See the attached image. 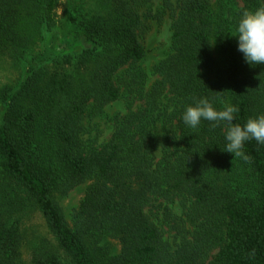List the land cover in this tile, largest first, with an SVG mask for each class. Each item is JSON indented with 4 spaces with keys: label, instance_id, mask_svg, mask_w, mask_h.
Instances as JSON below:
<instances>
[{
    "label": "trees",
    "instance_id": "16d2710c",
    "mask_svg": "<svg viewBox=\"0 0 264 264\" xmlns=\"http://www.w3.org/2000/svg\"><path fill=\"white\" fill-rule=\"evenodd\" d=\"M59 1L0 0V52L21 71L2 92L0 264H264V145L234 158L223 122L182 120L201 97L238 106L241 125L264 114V64L231 35L264 0H67L64 22ZM165 10L171 50L149 86L144 38ZM61 36L80 43L50 51ZM120 99L128 112L100 140L92 121ZM86 182L70 223L58 197ZM32 208L67 260L47 237L29 244Z\"/></svg>",
    "mask_w": 264,
    "mask_h": 264
},
{
    "label": "rangeland",
    "instance_id": "374dc122",
    "mask_svg": "<svg viewBox=\"0 0 264 264\" xmlns=\"http://www.w3.org/2000/svg\"><path fill=\"white\" fill-rule=\"evenodd\" d=\"M164 0H153L151 3V9L155 12L162 6ZM67 0H60L57 7V13L60 19L64 22L67 16L66 8ZM162 8V7H161ZM150 29L145 35L144 44L146 48V55L142 61V66L149 72L150 79L148 85L150 86L156 79L157 75L152 74V68L161 59L165 58L172 45V18L171 10H165L161 18H150ZM49 44L50 51L59 53L60 51L69 50L70 47L74 48L79 45V41L74 36L70 38H65L61 36L52 39ZM47 51V50H46ZM20 68L15 63V60L4 53L0 52V111L3 107L2 103V92L4 89L9 87H14L18 84L20 79ZM127 107L125 99H120L118 101L112 102L105 106L104 113L94 119L92 122L98 126L100 129V140L108 139L115 130L114 117L116 115H123L127 113ZM89 121L86 122L88 124ZM95 134V133H94ZM88 136V135H87ZM87 182L76 186L70 191L67 196L58 197V201L63 208L66 219L72 223V212L75 207H77L82 200ZM174 211L177 214H183L184 208L179 201L172 205ZM25 228L27 230V237L29 244L40 237L49 238L55 245L57 249L62 254V256L67 260L66 253L63 249L58 248L57 241L55 237L50 232L46 221L42 217L41 212L32 208L27 215H25L24 221ZM165 237L173 241L172 233H167ZM114 240H111L113 242Z\"/></svg>",
    "mask_w": 264,
    "mask_h": 264
},
{
    "label": "clouds",
    "instance_id": "9594fccd",
    "mask_svg": "<svg viewBox=\"0 0 264 264\" xmlns=\"http://www.w3.org/2000/svg\"><path fill=\"white\" fill-rule=\"evenodd\" d=\"M231 35L237 39L238 51L243 54L246 63L251 66L264 64V4L239 13ZM238 112L236 105L225 104L217 109L207 97H201L184 109L182 120L192 129H197L202 120L211 122L213 128L223 122L227 127L222 150L234 158L248 161L250 157L244 151L245 143L255 140L258 145H264V114L249 116L241 125L234 122Z\"/></svg>",
    "mask_w": 264,
    "mask_h": 264
}]
</instances>
